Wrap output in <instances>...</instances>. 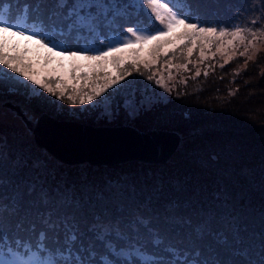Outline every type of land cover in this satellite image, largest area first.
<instances>
[{"label": "snow or ice", "instance_id": "6c2138e0", "mask_svg": "<svg viewBox=\"0 0 264 264\" xmlns=\"http://www.w3.org/2000/svg\"><path fill=\"white\" fill-rule=\"evenodd\" d=\"M206 7V0H0V89L72 115L100 108L111 119L123 109L135 120L171 95L165 72L172 83L174 71L193 65L199 78L204 61L219 54L221 69L235 55L247 63L264 42V0H248L229 22L207 19ZM149 10L143 22L139 14ZM17 36L35 39L42 58L28 57L27 47L10 50ZM177 53L185 63L171 62ZM137 77L151 83L134 87ZM17 115L0 108V123ZM65 167L26 141L9 151L0 136V264H264V212L257 230L224 190L190 188L161 172L77 181Z\"/></svg>", "mask_w": 264, "mask_h": 264}, {"label": "trees", "instance_id": "16d2710c", "mask_svg": "<svg viewBox=\"0 0 264 264\" xmlns=\"http://www.w3.org/2000/svg\"><path fill=\"white\" fill-rule=\"evenodd\" d=\"M222 4L218 0H206V18L231 21L229 11ZM237 5L240 10H246L243 1ZM213 66L206 69L207 77L203 71L199 78H188L181 87V96L157 104L149 110L151 115H144L140 123H135L143 130L162 128L181 133L180 145L174 153L181 152V158L173 165L138 161L109 166L64 164L63 172H67L69 179L79 181L81 176H86L89 181L101 183L105 173V178L116 179L120 174L138 178L149 172H161L167 177L187 180L190 188L200 186L209 193L224 190L244 208L248 223L258 230L264 212V54L247 65L236 58L223 69L218 64ZM19 126L9 119L0 125V134L7 138L9 151L30 139L37 153L46 152L36 147L31 134L21 133ZM78 167L80 171L74 172Z\"/></svg>", "mask_w": 264, "mask_h": 264}, {"label": "water", "instance_id": "95a60500", "mask_svg": "<svg viewBox=\"0 0 264 264\" xmlns=\"http://www.w3.org/2000/svg\"><path fill=\"white\" fill-rule=\"evenodd\" d=\"M4 106L18 114L36 147L70 166L83 163L113 165L129 161L160 164L172 157L182 138L178 131L171 129L97 126L58 120L47 113L29 120L19 104L7 101Z\"/></svg>", "mask_w": 264, "mask_h": 264}, {"label": "rangeland", "instance_id": "374dc122", "mask_svg": "<svg viewBox=\"0 0 264 264\" xmlns=\"http://www.w3.org/2000/svg\"><path fill=\"white\" fill-rule=\"evenodd\" d=\"M218 1L224 2V4H222V5H224L226 10L229 11L230 18H232V20L235 18L234 17L235 10L239 9L237 4L240 1H243V3H245L246 5L248 3V0H221V1L218 0ZM229 2H231V3H229ZM225 3H228V4H225ZM149 12H150V10L148 12L142 11L139 14V17H141L140 19L143 22L148 21ZM144 15H146L147 18H145ZM248 18H251V15H249ZM8 36L10 37L11 34H8ZM25 47H27V49L29 50L27 55L30 58H33V59L42 58V56L45 54V50L40 48V46L38 45V43L36 42L35 39L28 41L26 37L21 38L19 36L11 38L10 50H22ZM243 50H244L243 48H240L238 51H243ZM213 51H215V49H213ZM259 54H264V42L259 43L257 45L256 52L251 54L252 58L250 60H248L247 63L245 62L246 61L245 57L235 55V57L233 59L239 58V59H241L242 65H247L249 62L254 60ZM144 55L146 56L147 52H145ZM177 57H179V58L173 57L171 59V62L174 64H183L186 62L185 59L180 56V53H177ZM191 59L193 61V64H195V62L199 59L198 53L194 54V56ZM213 63L218 64V66L222 65L225 63V58H222L219 54H217V56L214 60L209 59V60L204 61L202 64H200L199 65V71L205 72L206 69L208 68V66L213 65ZM189 69L190 70H188V71H185L182 69H177L176 71H174L172 73V75L174 77V81L172 83H169L168 74L165 72V74H164V81L165 82H164L163 88H173V91L171 92L170 96L165 95L163 99L158 100V102L155 103L152 106V108L157 106V104L162 105V104L168 103L172 98H178L179 96H181V87H183L185 85V83L183 81H187L188 78L195 76V73L197 71V68L193 65H190ZM147 74L148 73H146V75ZM133 79H134L133 77H129L130 81ZM135 81L136 82L134 83L133 86L137 87V88H142V87H144L145 84L151 83V82L145 81L142 77L135 78ZM137 99H139V96L137 97ZM7 101H11L13 103L19 104L29 115H32L34 117L33 119L37 118L41 113H47V114L55 117L58 120L76 121V122H80V123L97 125V126L133 125V126L137 127L136 124H138V122L140 123L139 119L145 118L144 115H146V116L151 115L150 113L148 114L149 110L148 111H142L141 114L135 120H129L127 118L126 114L124 113L123 109H121L119 115L110 119L109 117H107L106 115L103 114V109H100V108H97L94 111H89V112L83 113V114H81L77 111L76 115H72V114L68 113L67 111L58 110L55 106L47 103L46 101L32 100L31 102H28L23 95H20V94L9 95V94H7L6 89H0V104L3 103V105H4V103ZM152 108L150 109V111L152 110ZM2 109H8V108L4 106V107H2ZM8 119L10 120V122H15V123L20 125L19 127H21L22 128L21 130L23 131L21 133L30 134L28 132L26 126L20 120L19 117L13 118L10 116ZM4 122L0 123V125L4 124ZM12 125H13V123H12ZM139 129H141V128H139ZM141 130H143V129H141ZM22 135H24V134H22ZM0 136H3V135L0 134ZM26 142H29V144H30L31 140L28 139V141H26ZM180 154H181V152L178 151L169 160H167L164 163H160V164H167L168 163V165H169L171 163L173 165V163H175L177 160H179L181 158ZM83 164H85V163H83ZM148 164H152V163H148ZM77 165H79V164H77ZM113 165H116V164H113ZM102 166H104V165H102ZM60 171L63 172L62 169ZM75 171L76 172L80 171V168L78 167V168L74 169V172ZM96 175L100 176L99 174H96ZM120 175H127V174H120ZM105 176H106V173L103 176L104 179H105ZM95 182H96V180H95Z\"/></svg>", "mask_w": 264, "mask_h": 264}]
</instances>
